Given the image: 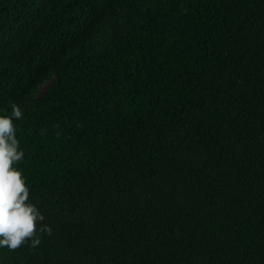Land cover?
Returning a JSON list of instances; mask_svg holds the SVG:
<instances>
[{
    "label": "trees",
    "instance_id": "obj_1",
    "mask_svg": "<svg viewBox=\"0 0 264 264\" xmlns=\"http://www.w3.org/2000/svg\"><path fill=\"white\" fill-rule=\"evenodd\" d=\"M13 104L51 232L0 264H264V0H0Z\"/></svg>",
    "mask_w": 264,
    "mask_h": 264
},
{
    "label": "clouds",
    "instance_id": "obj_2",
    "mask_svg": "<svg viewBox=\"0 0 264 264\" xmlns=\"http://www.w3.org/2000/svg\"><path fill=\"white\" fill-rule=\"evenodd\" d=\"M20 108L13 104L10 115H0V247L15 249L22 243H40V231L50 233L51 227L38 222L44 219L38 208L29 201V188L21 171L12 166L23 157L12 117L19 119Z\"/></svg>",
    "mask_w": 264,
    "mask_h": 264
},
{
    "label": "rangeland",
    "instance_id": "obj_3",
    "mask_svg": "<svg viewBox=\"0 0 264 264\" xmlns=\"http://www.w3.org/2000/svg\"><path fill=\"white\" fill-rule=\"evenodd\" d=\"M46 88H47V85L43 86L42 92H43L44 90H46Z\"/></svg>",
    "mask_w": 264,
    "mask_h": 264
}]
</instances>
